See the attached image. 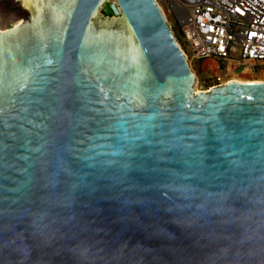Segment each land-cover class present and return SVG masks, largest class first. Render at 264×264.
I'll use <instances>...</instances> for the list:
<instances>
[{"label": "water", "instance_id": "1", "mask_svg": "<svg viewBox=\"0 0 264 264\" xmlns=\"http://www.w3.org/2000/svg\"><path fill=\"white\" fill-rule=\"evenodd\" d=\"M12 1L0 264H264V83L195 92L155 0Z\"/></svg>", "mask_w": 264, "mask_h": 264}, {"label": "built area", "instance_id": "2", "mask_svg": "<svg viewBox=\"0 0 264 264\" xmlns=\"http://www.w3.org/2000/svg\"><path fill=\"white\" fill-rule=\"evenodd\" d=\"M181 36L187 61L205 65L213 87L243 66L248 74L264 71V0H155ZM161 9V10H162ZM173 21V22H172ZM212 87V88H213Z\"/></svg>", "mask_w": 264, "mask_h": 264}, {"label": "rangeland", "instance_id": "3", "mask_svg": "<svg viewBox=\"0 0 264 264\" xmlns=\"http://www.w3.org/2000/svg\"><path fill=\"white\" fill-rule=\"evenodd\" d=\"M112 0H108L106 4L102 5V13L106 14L108 11V5ZM26 14L20 8V6L13 3L12 0H0V30L10 29L15 26L16 23H21L25 18ZM173 22V21H172ZM174 29V38L181 45V36L178 26L173 22ZM182 47V46H181ZM183 49V48H182ZM189 67L192 73L197 79V88L200 92H207L212 89L214 81L212 76L205 73V65H201L198 61L188 60ZM228 77L220 85L223 86L229 80H239V81H260L264 82V71L259 74H248V71L243 66L239 67L235 71H231V68H228ZM215 88V87H213Z\"/></svg>", "mask_w": 264, "mask_h": 264}, {"label": "bare ground", "instance_id": "4", "mask_svg": "<svg viewBox=\"0 0 264 264\" xmlns=\"http://www.w3.org/2000/svg\"><path fill=\"white\" fill-rule=\"evenodd\" d=\"M112 2H113V0H112ZM162 9V8H161ZM162 12H163V14H164V16H165V18H166V14H165V12L163 11V9H162ZM166 20H167V18H166ZM167 23L169 24V22L167 21ZM18 24H20V23H18ZM18 24H16L15 26H17ZM170 25V24H169ZM171 27V26H170ZM172 30V29H171ZM172 32H173V30H172ZM175 40H176V38H174ZM177 42V41H176ZM178 43V42H177ZM181 48V47H180ZM182 49V48H181ZM230 82H237V83H264V82H260V81H239V80H229V81H227L223 86H225V85H227L228 83H230ZM196 83H197V79H196ZM195 83V85H194V90H195V92H200L199 90H198V88H197V84ZM211 90V89H210Z\"/></svg>", "mask_w": 264, "mask_h": 264}, {"label": "trees", "instance_id": "5", "mask_svg": "<svg viewBox=\"0 0 264 264\" xmlns=\"http://www.w3.org/2000/svg\"><path fill=\"white\" fill-rule=\"evenodd\" d=\"M16 24H18V23H16ZM16 24H15V25H16ZM0 31H1V30H0Z\"/></svg>", "mask_w": 264, "mask_h": 264}, {"label": "flooded vegetation", "instance_id": "6", "mask_svg": "<svg viewBox=\"0 0 264 264\" xmlns=\"http://www.w3.org/2000/svg\"><path fill=\"white\" fill-rule=\"evenodd\" d=\"M107 13H108V11H107ZM107 13H106V14H107Z\"/></svg>", "mask_w": 264, "mask_h": 264}]
</instances>
